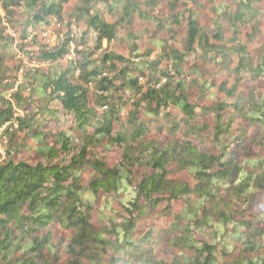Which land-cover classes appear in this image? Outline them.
Segmentation results:
<instances>
[{"label": "trees", "instance_id": "16d2710c", "mask_svg": "<svg viewBox=\"0 0 264 264\" xmlns=\"http://www.w3.org/2000/svg\"><path fill=\"white\" fill-rule=\"evenodd\" d=\"M69 1L0 0V130L8 141L0 154V264H264V53L247 71L252 86L246 93L221 88L225 100L210 106L201 103L213 95L193 94L179 80L181 65L201 39L204 49L227 35L231 42L243 35L252 39L264 0H75L66 16ZM95 2L113 23L99 16ZM52 19L61 26L59 45L42 48L35 59L52 68L45 73L32 67L24 79L25 92L42 107L25 115L28 107L20 106L17 116L8 99L19 104L21 93L7 99L3 86L6 54L16 50L8 27L20 41L31 37V44L34 32ZM75 24L96 36L92 49L81 37L70 50ZM138 24L152 38L166 35L154 43L171 62L172 75L141 85L132 71L145 77L147 65L131 67L109 53L96 66L102 43L115 42L120 33L140 58L145 37L135 36ZM236 52L244 70L245 50ZM126 91L130 97L122 103ZM162 109L173 121L169 135L150 139L140 118L158 119ZM121 113L125 123L118 130ZM207 131L211 150L190 140ZM116 150L119 162L110 165L107 155ZM137 153L148 156L149 173L133 187L129 175ZM86 171L92 176L87 183ZM182 173L192 183L176 177ZM113 194L124 214L95 225L94 204L107 198L110 210ZM138 219L148 225L137 229ZM204 230L208 240L196 239Z\"/></svg>", "mask_w": 264, "mask_h": 264}, {"label": "rangeland", "instance_id": "374dc122", "mask_svg": "<svg viewBox=\"0 0 264 264\" xmlns=\"http://www.w3.org/2000/svg\"><path fill=\"white\" fill-rule=\"evenodd\" d=\"M75 6V0H70L69 3L65 6V15H72ZM93 7L102 19H104L108 23H113V19H111L105 13V7L101 3L95 2L93 4ZM255 21L256 25L253 26L254 31L252 34V39H249L248 37H245L243 35L238 37L235 42H231V37L227 35L224 37V40L222 42H211V45L213 47L212 49H204L202 43L203 40L201 39L196 45L195 54H192L189 58L185 59V62L181 65L180 72H183V75L180 76L179 80H185L186 85L188 86L191 93L200 96L205 92L207 98H210V95H213V98L210 102H202L201 105L210 106V104L212 103L224 101L225 96L224 92L220 91L221 88L229 90L232 87L236 86L239 92L246 93V88L252 86L248 81L249 76L247 75V71L253 67L254 62L261 61V56L264 53V12ZM8 28L10 29V36L14 39L13 46L16 48V50L14 52L6 54L5 67L8 71V78L3 82V86L8 89V91H6V98L8 99L11 94L18 92L21 93L22 101L19 104H17V102L13 99H8V101L12 103L15 115L22 116V112L19 109L20 106L28 107L25 115H31L32 113H36V111H38V109L42 106L41 103H37L36 100L30 99L28 93L25 92L26 84L24 79L26 78L29 69L32 67L40 68L45 73H48L49 69L52 68L51 64L41 63L35 61V59L37 58L39 51H41L42 48L45 47L47 49H55L59 45L62 35L61 26L58 22L52 19L50 22V26L44 29H38L34 32L36 39L35 42L31 44H29L28 42L20 41L18 39V35L13 33V28L11 29V26ZM124 29V32L128 30L126 28ZM143 32L144 31L142 25L138 24L135 28V36L138 38H141L142 36L145 37V40H143L139 46V55H141L140 58H135V56L131 54L128 40L125 38L126 34L120 33L118 34L115 42H112L109 45H107L106 42L102 43L101 50H99L93 58L96 66L100 65L102 56L105 53H109L120 55L128 59L130 62L129 66L131 67H133L134 64L140 65L141 63H145L147 65L146 67H148L147 69H144V73L146 75L145 77L141 78L138 71H132L133 78H139L138 81L141 85H144L146 81L156 76L160 77L162 73H168L172 75L174 71L173 67H171V62H169V64L166 62L164 58L165 52H163L161 48H158L154 43L155 41H157V39H166V35L161 33L158 36H155V38H152L150 33L147 32L146 34H144ZM71 37L73 42L70 46V50H73L76 47V43L80 41L81 37H84V43L89 49H92L95 46L96 36L91 31H87L85 26L82 24H75V26L72 27ZM179 43L180 40L178 38V40L174 42L173 46L175 48H179ZM20 47H22V50H19ZM240 48H243L245 50V55H242V57H244V70L238 68V62L241 56L238 55L236 51ZM70 59H72L71 55L67 56L63 61L60 62V64L62 66H66L67 62ZM214 59H216V62L213 61ZM121 69L122 68H120L119 66L115 74L119 73ZM116 82L118 86H120L123 80L118 78ZM203 83H212L214 87L211 91H209L210 89H205ZM90 97L92 102H94L95 96H93V94H90ZM129 97V92L126 91L123 98H121L122 103H127V99ZM96 111L98 113L101 111V109L97 107ZM168 111L169 109L160 110L158 119L145 118L143 116L140 118V124L147 129L148 138L158 139V135L164 137L169 135V129H171L173 121H169L165 118V115ZM179 116L180 115L178 114L177 117ZM119 117L120 124L118 126V130L119 128H122L123 124L125 123L123 113H121ZM212 119L213 116L207 119L208 125H212ZM11 131V133H15L16 127ZM69 136L73 139L74 147L79 148L80 144L78 143L76 136L74 134H69ZM176 137H179V134ZM190 140L206 150H211L215 147L213 136L211 132L208 131L200 134V136H193L190 138ZM7 146V137H4L3 132H1L0 130L1 155H3L4 153L2 149ZM120 152L121 151L116 150L107 155L110 165H115L119 162ZM133 157L135 163L134 168H130L131 172L129 175V179L132 183V186L135 187V184L140 179V177L149 173V169L147 167L148 156L141 157V155L137 153ZM82 177L85 183H87L92 176L91 173L86 171ZM176 177L192 183L191 177L185 173L178 174ZM111 198L113 199V202L111 203L110 210L105 208L109 207L107 198L100 199L94 204L95 210L94 212H92V223L100 226L102 225L101 221L103 219L105 220L109 217L118 219V215L124 214V210L120 206V204L116 202L117 198H115L114 194L111 196ZM179 206L180 205L177 204L173 207L175 211H178L180 209ZM111 213L115 214V217L111 216ZM105 223L106 221L103 222V224ZM147 225V220L138 219L136 221L137 229H144ZM209 236V231L204 230L203 234L195 235V238L198 240H208Z\"/></svg>", "mask_w": 264, "mask_h": 264}, {"label": "built area", "instance_id": "2783aa9c", "mask_svg": "<svg viewBox=\"0 0 264 264\" xmlns=\"http://www.w3.org/2000/svg\"><path fill=\"white\" fill-rule=\"evenodd\" d=\"M30 39H31V37L30 38H28L26 41H24V42H28V41H30ZM71 44L72 43H70V46H71ZM161 82H165V80H162Z\"/></svg>", "mask_w": 264, "mask_h": 264}]
</instances>
